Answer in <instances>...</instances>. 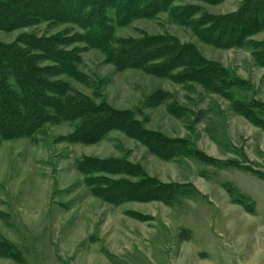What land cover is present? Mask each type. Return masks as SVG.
Segmentation results:
<instances>
[{
	"label": "rangeland",
	"instance_id": "374dc122",
	"mask_svg": "<svg viewBox=\"0 0 264 264\" xmlns=\"http://www.w3.org/2000/svg\"><path fill=\"white\" fill-rule=\"evenodd\" d=\"M247 1L175 0L150 17L111 20L108 48L137 61L135 49L144 43L143 51L155 54L143 66L119 67L108 51L87 43L88 30L73 19L0 31L4 44L30 36L71 54L66 71L33 51L42 57V78L63 83L68 94L128 113L146 131L187 138L205 154L164 159L127 134L121 120L102 138L83 141L74 138L79 120L46 122L29 137L0 134V264H264V130L232 106L253 101L264 110V67L255 51L264 41V8L250 17L253 29L241 22L246 35L231 47L223 46V24L207 33L211 17L247 21L253 3L264 6ZM187 7L191 19L182 14ZM201 18L199 26L184 23ZM159 38L193 46L242 83L222 90L180 79L187 62L174 65L173 54L157 61ZM53 68L58 73H47ZM91 159H125L189 192L172 204L113 202L104 191L111 180L139 178L85 169Z\"/></svg>",
	"mask_w": 264,
	"mask_h": 264
},
{
	"label": "trees",
	"instance_id": "16d2710c",
	"mask_svg": "<svg viewBox=\"0 0 264 264\" xmlns=\"http://www.w3.org/2000/svg\"><path fill=\"white\" fill-rule=\"evenodd\" d=\"M173 1L175 0H0V31L43 20L73 19V22H78L84 30H88L87 43L108 51L111 61L119 67L143 66L155 53L144 52L145 45L142 42L143 44H137L138 49H135V55H142V57L137 58V61H128L126 57L119 54L125 50L109 49L108 44L111 43L113 31L110 22L115 20L117 23H125L132 18L153 16L168 9ZM203 1L212 2L213 0ZM249 2L251 0L247 1L248 4ZM261 2L264 5V0ZM253 4L247 21L242 20L239 14L224 19L209 18L214 26H211L207 33H213L214 28L218 29L223 24L222 35L226 38L223 46L231 47L242 41L246 34L245 27L241 28V22L248 27L252 26L251 22L256 24L251 16L256 10L261 11L264 8L259 2ZM186 10L182 14H185L186 19H191L192 8L187 7ZM245 10L247 9L244 8ZM205 19L201 18L198 22L192 19L191 23L190 21L184 23L199 26L204 24ZM254 27L256 26H252V29ZM20 41L19 45L0 42V134L3 138L32 136L49 121L79 120V126L74 135L75 140L83 141L89 137L100 139L115 126V121L121 120L124 125L123 130L130 136L143 141L157 156L164 159L176 158L181 154L198 158L205 156L199 149H192V143L187 138L168 137L160 132L146 131L138 121L131 119L128 113L111 111L104 103L98 106L88 98L70 95L63 83H51L42 78L41 73L45 70L36 66L37 60L42 57L33 53L34 50L41 51L48 56L47 59L66 71L73 69L71 64L73 56L45 39L29 36ZM157 44H161L160 52L156 54L159 57L157 61L173 54L169 62L174 65L183 63L182 61L187 62L185 67L188 73L180 76V79L185 78L210 89L222 90L239 85L243 81L231 76L220 64L200 57L193 46H179L169 39L160 38L157 39ZM130 50L126 51L125 55ZM255 51L259 55L256 56L259 65L264 67V41L259 42L258 46L256 44ZM139 61L141 63H137ZM153 67H155L154 71H157L162 66L157 64ZM54 71V68L48 69L47 73H58ZM232 106L237 113L264 130L262 104L253 101H235ZM83 167L101 173L125 174L139 178L111 180L104 191L108 199L113 202L122 198L126 201H162L172 204L179 196L189 192L182 184L163 182L147 175L141 165L125 159H91ZM99 178L103 177L99 176ZM92 179H98V177Z\"/></svg>",
	"mask_w": 264,
	"mask_h": 264
}]
</instances>
